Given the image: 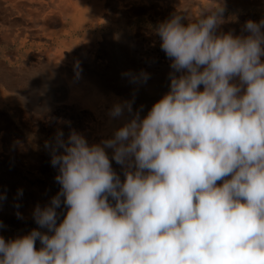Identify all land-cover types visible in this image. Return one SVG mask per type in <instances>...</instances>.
Wrapping results in <instances>:
<instances>
[{"label": "clouds", "instance_id": "9594fccd", "mask_svg": "<svg viewBox=\"0 0 264 264\" xmlns=\"http://www.w3.org/2000/svg\"><path fill=\"white\" fill-rule=\"evenodd\" d=\"M200 2L189 23L177 12L155 28L173 71L146 116L100 143L75 129L46 142L60 190L35 207L37 228L0 235V264H264V19L217 34L221 0Z\"/></svg>", "mask_w": 264, "mask_h": 264}, {"label": "rangeland", "instance_id": "374dc122", "mask_svg": "<svg viewBox=\"0 0 264 264\" xmlns=\"http://www.w3.org/2000/svg\"><path fill=\"white\" fill-rule=\"evenodd\" d=\"M33 1L0 0L12 13L34 3L39 15L44 10L56 15L45 29L40 20L38 34L24 15L16 32L8 24L0 26V194L6 193L0 201V235L6 240L37 228L35 207L49 203L60 190L46 142L53 141L58 130L67 138L75 129L90 144L100 143L137 111L146 116L169 91L173 71L155 28L177 12L187 17V24L202 10L200 0H97L103 2L102 12L71 29L75 25L61 10L75 0ZM221 2L224 12L217 34L247 35L243 26L248 20L264 19V0ZM4 12L0 9V15ZM64 18L67 33H61ZM142 71L150 74L145 83H133L124 75ZM108 77L114 84L103 90L100 81ZM129 101L132 113L125 109L121 117L109 116L114 104ZM107 151L111 158L112 150ZM112 166L123 181L124 166L114 160ZM20 189L23 194L17 196ZM57 211L59 223L67 208L62 203Z\"/></svg>", "mask_w": 264, "mask_h": 264}, {"label": "crops", "instance_id": "0c3cea01", "mask_svg": "<svg viewBox=\"0 0 264 264\" xmlns=\"http://www.w3.org/2000/svg\"><path fill=\"white\" fill-rule=\"evenodd\" d=\"M30 1L35 2L33 0H30ZM67 3L69 2H65V4ZM102 4L103 2H99L97 0H75L74 2L70 3V5H72L71 8L64 9L63 11L61 10V12H63L65 16L67 17L69 16L71 18L72 25H75L71 29L76 28V27L80 28L83 26L84 20L93 18L94 15H96L98 12H102L103 10ZM3 8L5 12L4 14L0 15V26L1 25L7 26L8 24V27H10L9 29L14 30V31L17 30V27L23 25L24 22L23 20H21L22 19L21 17L23 15L27 20L32 22L33 26L37 27L36 29L37 34L39 33V27L41 25L40 20L44 22V23L42 22L43 23L42 28L44 29L47 28L46 23H55L56 21V15L52 14L53 10H51L49 14H47L45 10L43 12L41 11V14L39 15V11H36L34 9V3H32L31 5H26L25 9L14 10L15 13H12L13 11L9 10L11 9V7H7V8L3 7ZM3 8H2V5H0V9H3ZM35 8H37V6H35ZM76 10H78V12ZM1 20H3L4 22L2 23ZM7 20H9L8 23H7ZM95 24L96 23H92L91 27L96 26ZM62 25H63V30L61 33H67L65 18H64V21L62 20ZM25 29H27V27H25ZM0 68H2V64H0ZM1 79H2V76H0V80ZM110 80L111 78L108 77L100 81L103 90H106L108 88L110 89L111 85L114 84V83H110Z\"/></svg>", "mask_w": 264, "mask_h": 264}, {"label": "bare ground", "instance_id": "6f19581e", "mask_svg": "<svg viewBox=\"0 0 264 264\" xmlns=\"http://www.w3.org/2000/svg\"><path fill=\"white\" fill-rule=\"evenodd\" d=\"M9 39V38H8Z\"/></svg>", "mask_w": 264, "mask_h": 264}]
</instances>
